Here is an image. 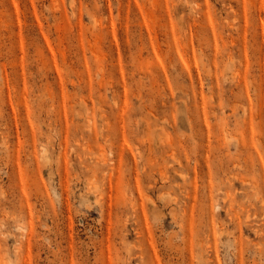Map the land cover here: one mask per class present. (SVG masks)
<instances>
[{"label":"rangeland","instance_id":"1","mask_svg":"<svg viewBox=\"0 0 264 264\" xmlns=\"http://www.w3.org/2000/svg\"><path fill=\"white\" fill-rule=\"evenodd\" d=\"M0 264H264V0H0Z\"/></svg>","mask_w":264,"mask_h":264},{"label":"bare ground","instance_id":"2","mask_svg":"<svg viewBox=\"0 0 264 264\" xmlns=\"http://www.w3.org/2000/svg\"><path fill=\"white\" fill-rule=\"evenodd\" d=\"M172 157V156H171ZM134 166H136V165H134ZM135 168V167H134ZM136 170V169H135ZM163 173V172H162ZM136 174V172L134 173V175ZM161 174V173H160ZM137 178V177H136ZM136 180V179H135ZM136 182V181H135ZM136 183H138V182H136ZM139 184V183H138ZM137 187H138V185H137ZM93 188V187H92ZM138 189H140V188H137V191H138ZM140 191V190H139ZM139 194V193H138ZM140 195V194H139ZM145 195V194H144ZM144 195H142V198L144 197V198H146ZM162 196V195H161ZM142 209V208H141ZM190 211V210H189ZM144 212V211H143ZM184 214V213H183Z\"/></svg>","mask_w":264,"mask_h":264}]
</instances>
